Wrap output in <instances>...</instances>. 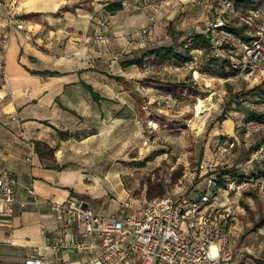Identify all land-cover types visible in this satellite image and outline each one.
I'll list each match as a JSON object with an SVG mask.
<instances>
[{
  "label": "crops",
  "instance_id": "1",
  "mask_svg": "<svg viewBox=\"0 0 264 264\" xmlns=\"http://www.w3.org/2000/svg\"><path fill=\"white\" fill-rule=\"evenodd\" d=\"M6 3L17 10L24 28L13 26L6 35L0 34V74L6 73L0 92V167L17 178V197L26 205L0 203V264H26L32 254L44 255L48 264H84L88 258L84 253L53 249L56 237L82 238L84 226L78 222L64 227L51 210L52 203L87 202L98 211L112 213L127 196L124 187L93 180L95 172L74 163L88 161L91 153V134L82 139L76 135L92 129L95 122L105 129L111 123L121 124L135 116L140 104L143 108L132 85L146 83L137 90L158 88L152 65L161 59L143 54L171 45L169 37L160 40L159 34L174 17V9L159 0ZM119 3V9L109 8ZM5 23L0 11V26ZM147 26L152 28L150 35L143 31ZM100 31L106 41L87 38ZM145 91L152 102L153 93ZM231 121L227 117L220 125L222 131L218 127L216 132L231 131ZM160 159L149 162L157 166ZM124 169L119 167L115 173L106 167L96 176L114 177Z\"/></svg>",
  "mask_w": 264,
  "mask_h": 264
},
{
  "label": "rangeland",
  "instance_id": "2",
  "mask_svg": "<svg viewBox=\"0 0 264 264\" xmlns=\"http://www.w3.org/2000/svg\"><path fill=\"white\" fill-rule=\"evenodd\" d=\"M162 1L169 10L174 9V17H169L159 39L169 37L170 46L181 54H187L188 34L203 30L209 22L222 18L228 26L237 27L217 0H159ZM235 2L246 10L259 8L264 14V0ZM147 34H152V28ZM192 54L197 55L199 71L184 60L169 58L152 65L158 88L137 90L138 85L146 83H133V91L138 93L143 106L140 104L135 116L121 124L111 123L106 129L95 122L92 129L76 135L82 139L91 134L88 143L91 153L88 161L75 164L84 165L96 174L106 167L115 173L119 167L126 168L114 177L93 176V180L103 179L109 186L124 187L127 196L123 201L148 203L183 193V183L204 161L218 160L231 170H243L255 146L264 139V134L247 136L243 126L250 116L264 115V81L245 79L205 50L201 53L193 50ZM169 87L175 92H168ZM145 90L154 95L150 103ZM211 95L213 98L209 99ZM201 100L210 109L197 115ZM222 116L234 121L230 122L231 131L223 129L224 135L219 133L224 121ZM218 127L220 130L216 132ZM157 156L162 159L155 166L149 161ZM199 182L200 178L195 185ZM110 195L114 197L112 192ZM191 195L197 196V193L191 192ZM211 205L222 208L227 224L237 232L238 242L249 247L240 264H264V193L250 189L237 197L219 191Z\"/></svg>",
  "mask_w": 264,
  "mask_h": 264
},
{
  "label": "built area",
  "instance_id": "3",
  "mask_svg": "<svg viewBox=\"0 0 264 264\" xmlns=\"http://www.w3.org/2000/svg\"><path fill=\"white\" fill-rule=\"evenodd\" d=\"M217 1L225 13L237 20V26L245 27V38L221 30L227 22L218 18L201 31H191L187 45L201 34L209 42L210 56L227 59L249 81H264L263 12L261 9L244 12L235 0ZM0 11L6 19L0 26V34L6 35L13 26L24 28L17 10L10 8L6 0H0ZM143 31L149 32L150 27ZM87 38L92 42L107 40L103 31L90 33ZM2 39L5 41V37ZM197 59L194 55L187 65L199 71ZM5 76V72L0 74V92ZM262 106L264 110V101ZM243 126L247 136L264 134V116L250 117ZM226 165L218 160L204 161L183 183V193L148 203L124 200L112 213L91 206L53 202L51 210L64 227L80 222L84 232L75 241L56 237L52 247L56 251L69 249L86 254L84 264H235L249 247L238 242L237 232L227 224L222 208L211 202L219 191L237 197L250 189L264 193V139L257 144L243 170H231ZM199 178V184L195 185ZM17 186V178L0 167V203L24 207L26 202L17 197ZM29 192L34 194L33 189ZM26 264H48V261L42 254H32Z\"/></svg>",
  "mask_w": 264,
  "mask_h": 264
},
{
  "label": "trees",
  "instance_id": "4",
  "mask_svg": "<svg viewBox=\"0 0 264 264\" xmlns=\"http://www.w3.org/2000/svg\"><path fill=\"white\" fill-rule=\"evenodd\" d=\"M236 4V2H235ZM236 6L240 7L238 4H236ZM121 7V4H113L110 5L109 8L111 10L113 9H119ZM241 8V7H240ZM244 12H249L251 10H256L259 8H252V9H244L241 8ZM235 21H237L236 19H233ZM228 28V29H227ZM221 30H224L226 32H229L233 35H235L238 38L244 39V32H245V27L242 26H237L235 28H232L228 25H225L224 27L220 28ZM222 36H224L225 34H221ZM227 48L230 47L229 44L226 45ZM186 48H187V54H181V52H177L173 47L171 46H162V47H158V48H153L150 50H147L144 54L143 57H149V56H155L156 58H159L161 60H167L169 58H177L178 60H184L185 63L187 64L188 61L192 60L194 57V54H192V51L195 49H202L205 50L206 52H208V54L210 55L209 52V42L207 40L206 37H204L203 35L199 34V36L193 40V42L191 44L187 45V40H186ZM212 57V56H211ZM214 58V57H213ZM217 59V58H215ZM222 61V63L226 64L228 67H230L233 71H236L237 73H239L235 68L231 67L230 62L227 59H217ZM137 60H132L131 63H135ZM200 69V68H199ZM116 78H119V76H117ZM87 87L89 88V90L91 91L92 95L94 96V98L96 99H100V95H98L96 93V91L94 90V88L91 85H87ZM264 116V115H263ZM262 116V117H263ZM250 117H257V116H250ZM249 117V118H250ZM227 119V117L222 116L221 120H225ZM257 146V145H256ZM255 146V147H256Z\"/></svg>",
  "mask_w": 264,
  "mask_h": 264
},
{
  "label": "bare ground",
  "instance_id": "5",
  "mask_svg": "<svg viewBox=\"0 0 264 264\" xmlns=\"http://www.w3.org/2000/svg\"><path fill=\"white\" fill-rule=\"evenodd\" d=\"M212 98H213V96L211 95V96L209 97V99H212ZM208 109H210V107L206 106V105L203 103V101L201 100L200 103H199L198 106H197V115H200L202 112H204V111H206V110H208Z\"/></svg>",
  "mask_w": 264,
  "mask_h": 264
},
{
  "label": "water",
  "instance_id": "6",
  "mask_svg": "<svg viewBox=\"0 0 264 264\" xmlns=\"http://www.w3.org/2000/svg\"><path fill=\"white\" fill-rule=\"evenodd\" d=\"M81 206H82V208H87V207L89 206V204H88L87 202H83V203L81 204Z\"/></svg>",
  "mask_w": 264,
  "mask_h": 264
}]
</instances>
